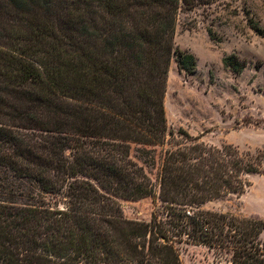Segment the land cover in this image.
I'll use <instances>...</instances> for the list:
<instances>
[{
	"label": "trees",
	"instance_id": "1",
	"mask_svg": "<svg viewBox=\"0 0 264 264\" xmlns=\"http://www.w3.org/2000/svg\"><path fill=\"white\" fill-rule=\"evenodd\" d=\"M216 1L0 0V264H182L189 245L264 264L263 218L203 209L244 194L264 152L168 141L171 63L197 66L179 12ZM157 196L148 222L119 202Z\"/></svg>",
	"mask_w": 264,
	"mask_h": 264
},
{
	"label": "rangeland",
	"instance_id": "2",
	"mask_svg": "<svg viewBox=\"0 0 264 264\" xmlns=\"http://www.w3.org/2000/svg\"><path fill=\"white\" fill-rule=\"evenodd\" d=\"M175 44L192 54L197 66L193 73H186L179 70L175 59L171 63L164 106L169 131L175 137L169 136L168 141L176 146L183 130L208 146L233 145L243 152H264V0H218L192 11L182 9ZM227 58L232 59L231 67L225 66ZM151 155L147 158L138 147L132 151L156 183L158 163ZM250 181L244 194L209 202L203 209L264 219V174ZM157 199L119 202L127 219L148 222ZM181 261L216 264L207 248L193 245L184 247Z\"/></svg>",
	"mask_w": 264,
	"mask_h": 264
}]
</instances>
